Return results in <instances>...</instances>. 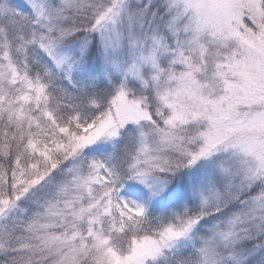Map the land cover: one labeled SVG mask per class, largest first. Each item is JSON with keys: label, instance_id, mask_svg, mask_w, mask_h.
Masks as SVG:
<instances>
[{"label": "snow or ice", "instance_id": "snow-or-ice-1", "mask_svg": "<svg viewBox=\"0 0 264 264\" xmlns=\"http://www.w3.org/2000/svg\"><path fill=\"white\" fill-rule=\"evenodd\" d=\"M0 264H264V0H0Z\"/></svg>", "mask_w": 264, "mask_h": 264}]
</instances>
